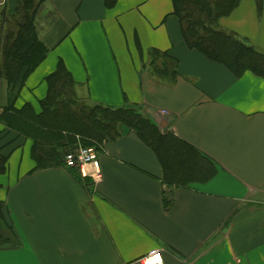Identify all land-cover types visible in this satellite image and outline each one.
Returning <instances> with one entry per match:
<instances>
[{
	"label": "crops",
	"instance_id": "obj_1",
	"mask_svg": "<svg viewBox=\"0 0 264 264\" xmlns=\"http://www.w3.org/2000/svg\"><path fill=\"white\" fill-rule=\"evenodd\" d=\"M173 1L45 0L40 7L35 26L48 53L10 111V87L0 79V203L20 242L0 249V264H137L156 252L163 264H264V78L236 76L190 49ZM16 3L0 0V9L13 13ZM217 29L264 56V4L258 11L255 0H241ZM60 61L79 99L166 116L161 134L206 166L207 176L175 177L172 157L124 129L100 147L99 177L91 166L80 180L62 164L36 169L33 141L4 117L24 107L38 115Z\"/></svg>",
	"mask_w": 264,
	"mask_h": 264
},
{
	"label": "trees",
	"instance_id": "obj_2",
	"mask_svg": "<svg viewBox=\"0 0 264 264\" xmlns=\"http://www.w3.org/2000/svg\"><path fill=\"white\" fill-rule=\"evenodd\" d=\"M115 1L105 0V4L112 7ZM240 1L174 0L173 15L178 19L183 39L190 49L223 65L236 76L250 71L264 78V56L234 34L217 29L218 21L230 15ZM255 1L260 11L264 0ZM44 2L17 0L14 12L9 14L4 7L0 9V79L7 81L10 87L7 111L13 109L11 107L25 77L48 53L47 46L37 36L35 26L36 16ZM153 54L156 61L167 60L162 53ZM153 70L159 75V70ZM171 72L167 76L170 79L174 77V70L169 67ZM46 83L47 95L39 103L38 115L24 107L4 117L10 128L33 141L32 157L36 169L61 165L63 154L76 150L78 146L94 147L98 152L105 142L120 139L124 129L137 134L145 144L159 147L169 159L172 157L175 177L182 178L187 174L207 176V167L196 162L186 148L172 140L171 136L162 135L143 112L134 107L113 109L79 99L76 83L62 61L56 71L46 78ZM73 171L76 172V169ZM4 172L5 158L0 155V175ZM74 176L81 179L79 174L74 173ZM3 216V205L0 203V249L19 247V240Z\"/></svg>",
	"mask_w": 264,
	"mask_h": 264
},
{
	"label": "built area",
	"instance_id": "obj_3",
	"mask_svg": "<svg viewBox=\"0 0 264 264\" xmlns=\"http://www.w3.org/2000/svg\"><path fill=\"white\" fill-rule=\"evenodd\" d=\"M62 165L66 169H76L83 178L88 176L85 167L91 166L99 177V160L94 147L78 146L74 151H67L63 154ZM137 264H163V258L160 252H156L140 258Z\"/></svg>",
	"mask_w": 264,
	"mask_h": 264
},
{
	"label": "water",
	"instance_id": "obj_4",
	"mask_svg": "<svg viewBox=\"0 0 264 264\" xmlns=\"http://www.w3.org/2000/svg\"><path fill=\"white\" fill-rule=\"evenodd\" d=\"M145 115L160 133L164 131L165 127L163 126L162 120H165L166 116L154 111H147Z\"/></svg>",
	"mask_w": 264,
	"mask_h": 264
},
{
	"label": "rangeland",
	"instance_id": "obj_5",
	"mask_svg": "<svg viewBox=\"0 0 264 264\" xmlns=\"http://www.w3.org/2000/svg\"><path fill=\"white\" fill-rule=\"evenodd\" d=\"M7 11V10H6ZM8 14H9V12H8ZM50 29V28H49ZM51 31V30H50Z\"/></svg>",
	"mask_w": 264,
	"mask_h": 264
}]
</instances>
